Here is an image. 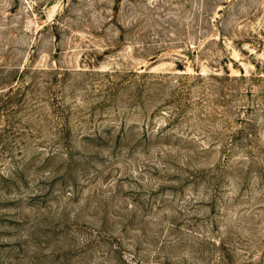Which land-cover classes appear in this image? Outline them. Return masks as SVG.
<instances>
[{"label": "rangeland", "instance_id": "obj_1", "mask_svg": "<svg viewBox=\"0 0 264 264\" xmlns=\"http://www.w3.org/2000/svg\"><path fill=\"white\" fill-rule=\"evenodd\" d=\"M135 263L264 264V0H0V264Z\"/></svg>", "mask_w": 264, "mask_h": 264}, {"label": "trees", "instance_id": "obj_2", "mask_svg": "<svg viewBox=\"0 0 264 264\" xmlns=\"http://www.w3.org/2000/svg\"><path fill=\"white\" fill-rule=\"evenodd\" d=\"M157 84H160V82L158 81V79H157V77H151V82H150V85H148V86H144L143 87V85H144V82H143V85L141 86V88L139 89V91L140 92H142V91H144V90H148V91H150L151 90V88L153 87V86H155V85H157ZM222 249V251H225V249H224V247L222 246L221 247ZM165 245H163L160 249H159V251L158 252H160V253H163V252H165ZM202 253L203 252H201L200 253V256H202ZM219 254H220V251H219ZM143 263V262H142ZM135 264H137V263H135ZM140 264V263H139ZM162 264H166V263H162ZM189 264V263H188Z\"/></svg>", "mask_w": 264, "mask_h": 264}]
</instances>
